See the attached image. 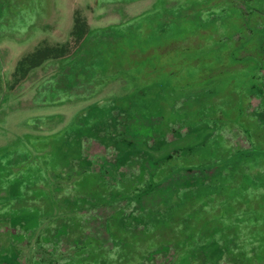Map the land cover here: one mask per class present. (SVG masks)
<instances>
[{
    "label": "rangeland",
    "instance_id": "obj_1",
    "mask_svg": "<svg viewBox=\"0 0 264 264\" xmlns=\"http://www.w3.org/2000/svg\"><path fill=\"white\" fill-rule=\"evenodd\" d=\"M0 264H264V0H0Z\"/></svg>",
    "mask_w": 264,
    "mask_h": 264
},
{
    "label": "trees",
    "instance_id": "obj_2",
    "mask_svg": "<svg viewBox=\"0 0 264 264\" xmlns=\"http://www.w3.org/2000/svg\"><path fill=\"white\" fill-rule=\"evenodd\" d=\"M89 34L90 26L87 20L82 17L81 14L76 13L69 41L66 44L54 47L49 45L40 46L34 53L23 58L19 62L16 73L14 74L15 83L24 79L30 70L40 67L45 61L70 55L73 50L79 47Z\"/></svg>",
    "mask_w": 264,
    "mask_h": 264
}]
</instances>
